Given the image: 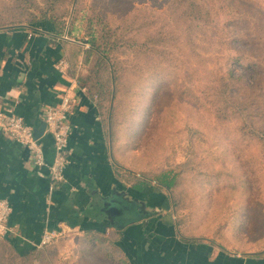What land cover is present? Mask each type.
Segmentation results:
<instances>
[{
    "label": "rangeland",
    "instance_id": "rangeland-1",
    "mask_svg": "<svg viewBox=\"0 0 264 264\" xmlns=\"http://www.w3.org/2000/svg\"><path fill=\"white\" fill-rule=\"evenodd\" d=\"M171 1L0 0V26H30L31 20L51 8L55 10L53 14L57 18L59 30L73 28L74 34L67 36L73 44L84 48H90L91 44L97 47L89 62H79L75 71L84 75L90 67H94L98 57L108 67L114 61L116 70H113L115 66L112 65L104 72L111 75L115 72L118 82L110 83V101L104 103H107V108L109 104L112 128L109 130L110 139L113 156L118 164L133 170L135 182L144 176V181L151 188L160 189L165 194L160 206L167 203L168 209L166 211L161 208L157 212L168 214L176 221L181 235L210 239L218 247L233 251L263 254L264 193L261 194V181H264V95L261 94L260 99H257L261 110L256 118L259 126L256 133L259 134L258 139L262 140H256L253 146L246 148L247 156H243V147H236L237 144L232 141L237 137L234 138L228 130L213 124L204 109L171 92L170 83L159 82L157 78L144 84L148 67L145 61L157 58L152 52V56L148 54L146 46L133 45L128 39L133 36L142 38L144 34H151L157 39L159 30L178 34V41L162 42L158 46L173 50L177 62L186 60L187 71L190 73L188 81L210 96L214 88L210 87L211 71L222 63L224 55L230 50L229 46L243 45L240 39L233 42L232 39L250 31L264 37V0H199L211 8L210 17L213 26L217 28L215 31L200 22L198 26H187L185 20L177 18ZM134 15L139 16L137 22L151 19V26H134ZM226 19H232L233 23L226 24L227 20L223 24ZM106 27L112 32L103 41L101 33ZM117 41L124 43L119 42V46H116ZM115 46V50L111 51L109 47ZM246 63L247 59H243L241 64L228 62L223 65L228 64L234 77L245 76L248 81L255 78L258 80L262 74H256L255 68ZM75 77L80 83H85L83 77ZM239 85L240 82L233 83L234 88L239 89ZM250 93L259 94L254 89L241 94ZM169 110L175 112L171 123L173 126L165 123V114ZM243 136L240 133L239 138H249V135ZM221 152L223 155L228 152L232 156L231 164L224 162V166H231L238 173L247 167L243 175L248 178L249 182L246 183H250L251 187L246 186L241 177L240 181H236L233 175L227 179L223 174L206 173L208 169L217 170L221 166V163L213 161ZM258 153L257 173L262 175L260 177L255 174L254 165H247L244 160L246 157L248 161L256 160L253 157ZM163 173L173 178V185L169 189L158 181ZM120 203L127 204L125 201ZM120 203H117L119 208L122 207ZM62 236L56 235L49 242L39 245L38 257L26 260L5 253L8 249L1 239L3 237H0V252L8 257L0 260V264H31L33 261L40 264H69L63 255L67 249L66 244L58 239ZM102 243L103 264H124L110 250L105 239Z\"/></svg>",
    "mask_w": 264,
    "mask_h": 264
},
{
    "label": "crops",
    "instance_id": "crops-1",
    "mask_svg": "<svg viewBox=\"0 0 264 264\" xmlns=\"http://www.w3.org/2000/svg\"><path fill=\"white\" fill-rule=\"evenodd\" d=\"M72 45L78 46L66 29L57 34L49 21L0 26V111L20 115L37 129L44 122L45 106L58 104L64 93L75 99L68 113L63 179L54 187L48 172L53 139L46 127L39 137L41 166L33 164L28 148L0 131V199L11 206L8 223L14 229L1 238L12 249L5 253L23 259L50 231L63 234L58 239L66 244L63 255L69 264H103L104 237L124 264H264V253L233 251L210 239L181 235L176 221L157 212L168 209L167 203L160 206L165 194L144 184V176L135 182L133 170L115 160L109 104L99 107L96 96L87 95L75 77L81 75L70 67ZM82 57L75 60V70ZM120 200L127 202L121 203V212ZM135 200L138 214L131 204ZM103 201L110 218L102 215ZM135 216L137 220H131ZM5 253L0 252V260L8 258Z\"/></svg>",
    "mask_w": 264,
    "mask_h": 264
},
{
    "label": "trees",
    "instance_id": "trees-1",
    "mask_svg": "<svg viewBox=\"0 0 264 264\" xmlns=\"http://www.w3.org/2000/svg\"><path fill=\"white\" fill-rule=\"evenodd\" d=\"M171 2V5H173L172 10L177 12V18L180 17L179 19L185 20L184 23L187 24V26H198V23L200 22L204 23L205 25L211 26L212 31L217 30L216 26H213L212 18L210 17L211 8L206 7L203 3L199 2V0H172ZM108 7L111 6L108 5ZM54 11V9L48 8L47 10L42 11L40 17L31 20L30 23L33 24L40 21H49L56 33L60 34L63 32V30H59L56 25L57 18L53 14ZM215 15L218 16L217 12ZM134 18H136L134 26L144 24H148L151 26V19H144L141 22H137L139 16L134 15ZM225 21H227L226 24L233 23L232 19L224 20L223 24ZM163 28H165V26H163ZM110 32H112L110 28L106 27V30L101 33L103 35L102 38H104L102 39L103 41H106L107 36H109ZM66 34L67 36H72L74 34L73 28H67ZM253 35L254 34L250 31L244 34H240L236 38L232 39V42L233 40L236 41L240 39V42H243V45L233 47L229 46L230 50L227 51V53L224 55L222 63L219 66H216L213 71H211L212 83L210 87L214 88L210 96H208V93L206 91L199 88L198 86H194L190 81H188V75H190V73L189 70L187 71L188 64L186 60L182 59L177 62L175 59V57L177 56L175 55L176 53L173 50L165 46H158L162 42H169L171 40L178 41L180 37L178 34H174L171 31L167 30H159L157 31L156 35L157 39L156 37L154 38L151 34H144L142 38L140 36H130L131 39H128V41L136 46H146L145 49L147 48V51H149L148 54L151 55L153 53L152 55H155V57L157 58L154 61H145L148 67L147 76L145 75L146 81L144 82V84L157 78L159 79V82L167 81L168 83H170L171 92L173 91V93L181 96V98L184 97L190 100L191 102L196 104L198 108L204 109L212 118L213 124L217 125L218 128L228 130L231 136H233L234 138L236 136L237 138H235V140L232 139V141L237 144L236 147H239L240 149L243 147V156H247L246 148L253 146L256 143V140H262L260 138L258 139L259 134L256 133L257 128L259 129V126H257L256 123V118L260 114L261 110L259 109L260 102L257 99H260L261 94L264 95V37L257 36L256 33L254 36ZM119 42L120 41L116 42V46H119ZM120 43L123 44L124 41H121ZM116 46L114 48H109L112 51L115 50ZM81 48L82 47L75 45L71 46L69 57L71 62L70 67L71 69L73 68L72 71H75V60L77 59L79 54H81V57L83 56L82 62L87 64L93 53V50H95V48L97 47L94 44H91L90 48ZM179 52L181 53L182 51L180 50ZM243 59H247V66L255 68L256 74H262V76L258 80L255 78L254 80L248 81L245 76H242L243 78L234 77V75L230 71V68L228 67V64L223 65L224 63L228 62L241 64ZM112 65L115 66V68L113 69L115 71L117 65L114 61L108 67V64H106L105 61H100V57H98L96 62L94 63V67H90L84 75H81V77H83V79L85 80L83 86L86 88L87 95H89L90 97L96 96L98 106L102 108L104 107V102L106 100L110 101V98L108 97L110 94V83L113 84L118 82V75L115 72H113L112 75L109 72L108 74H105L104 72L108 70V68H110ZM235 79H237L238 81H235ZM235 82H240L239 89L234 88L233 83ZM89 83H92V85H89ZM187 83L189 84V86L187 85ZM251 89H254L255 93L258 92L259 94H241L243 91H248ZM165 115L167 121H165V123H167L168 126H173L171 123L174 120L175 112L173 110H169ZM240 133H242L244 136L249 135V138H239ZM235 141H237L238 143ZM259 156V153L254 155L253 158H256V160L249 159L248 161V157L244 159L247 165L248 163H250V166L254 165V172L258 177L262 176L257 173L259 170L257 158L259 159ZM213 159L214 157L212 158V160ZM213 161L221 163V166L217 170L208 169L206 173L223 174V176H225L227 179H230L233 175L236 181H240V179L242 178L246 186L251 187L250 183H246L249 182L248 178H245V176L243 175L246 174L247 167L245 170L243 169L244 171H242V173H238V170H236L235 168L223 165L224 162L228 164H231L232 162V156L230 157L228 152L227 154L224 153V155L221 152L219 156H215V159ZM198 173L203 172L199 171ZM158 181L163 187L168 189L173 185V178H170L168 176V173L161 174V176L158 177ZM242 183L243 182H241V184ZM141 184V182L136 184V189L141 188ZM144 184H146V182ZM256 186L258 190L259 184H257ZM261 191V194H263L264 181H261ZM120 202L121 201L117 203ZM106 204L107 201L102 202V215L103 217L107 216L110 218L111 214L108 210H106ZM131 204L135 210V214H138L137 212L139 211V205L137 204V201H132ZM220 208H222V206ZM117 210L119 212L122 211V209L120 208H117ZM152 214H155V212H152ZM136 216L131 220H137ZM104 239L107 240V238L105 237L103 238V240ZM5 246L8 249L6 252L10 253L12 249L6 242ZM38 252L39 250L36 247L29 248L23 254V259H35L38 257Z\"/></svg>",
    "mask_w": 264,
    "mask_h": 264
},
{
    "label": "built area",
    "instance_id": "built-area-1",
    "mask_svg": "<svg viewBox=\"0 0 264 264\" xmlns=\"http://www.w3.org/2000/svg\"><path fill=\"white\" fill-rule=\"evenodd\" d=\"M62 66L65 67L66 63L62 62ZM74 101L73 97L64 93L58 104L47 105L43 109L46 131L51 134L53 139L54 157L48 167L49 181L52 187L63 179L70 132L68 113ZM0 131L28 148L34 165L41 166L44 164L39 138H35L34 128L28 125L20 115L0 111ZM10 212L9 202L6 199H0V237H8L14 234L13 227L8 223ZM56 235L53 232L45 231L39 245L49 242Z\"/></svg>",
    "mask_w": 264,
    "mask_h": 264
},
{
    "label": "water",
    "instance_id": "water-1",
    "mask_svg": "<svg viewBox=\"0 0 264 264\" xmlns=\"http://www.w3.org/2000/svg\"><path fill=\"white\" fill-rule=\"evenodd\" d=\"M44 128L45 122H43L37 129H34L35 138H39L43 134Z\"/></svg>",
    "mask_w": 264,
    "mask_h": 264
}]
</instances>
